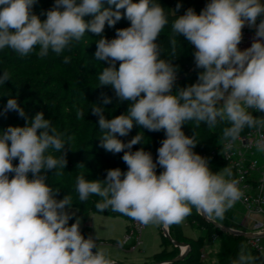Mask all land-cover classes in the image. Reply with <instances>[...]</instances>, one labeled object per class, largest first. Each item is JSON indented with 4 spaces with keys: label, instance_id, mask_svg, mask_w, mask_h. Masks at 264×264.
<instances>
[{
    "label": "clouds",
    "instance_id": "1",
    "mask_svg": "<svg viewBox=\"0 0 264 264\" xmlns=\"http://www.w3.org/2000/svg\"><path fill=\"white\" fill-rule=\"evenodd\" d=\"M37 2L0 0V50L26 57L38 46L41 58L50 51L60 56L91 33L100 37L95 60L107 65L98 87L110 86L119 101L128 102L127 111L111 119L101 105L91 108L98 117L99 146L113 154L123 152L128 170L109 169L103 181L77 176L79 201L98 196V212H118L144 226L179 224L193 208L208 220H223L244 192L238 180L226 179L232 176L230 169L211 171L209 158L194 151L195 134L185 135L182 126L192 122L196 128L205 124L214 129L227 124L221 137L225 156L245 129L255 130V148L264 153V116L253 115L264 113V18L257 23L264 17V3L210 0L199 14L188 8L176 16L170 24L172 55L177 37L183 36L195 48L194 65L202 71L195 83L175 88L178 66L161 58L157 42L169 25L158 0H54L41 13L43 20L33 11ZM180 8L178 3L176 10ZM86 16L92 18L86 21ZM122 19L130 26L106 38V25L114 28ZM245 27L254 29V38L241 50ZM70 61V56L63 57L64 63ZM9 80L7 71L0 75V85ZM110 102L107 96L102 100ZM9 112L25 125L0 132V264H115L97 246L98 237L82 235L79 218L69 226L75 215L70 214L72 198L56 199L59 191L47 183L49 173L55 170L59 176L66 167V144L72 137L65 139L43 112L29 118L16 98H8L0 115ZM76 116L83 119L84 111L77 109ZM134 122L150 132L163 131L155 162L143 148L132 151L143 142V131L127 143L118 138L128 136ZM158 167L163 169L159 174ZM228 264H264V254L253 255L242 243Z\"/></svg>",
    "mask_w": 264,
    "mask_h": 264
},
{
    "label": "trees",
    "instance_id": "2",
    "mask_svg": "<svg viewBox=\"0 0 264 264\" xmlns=\"http://www.w3.org/2000/svg\"><path fill=\"white\" fill-rule=\"evenodd\" d=\"M207 1L210 2V0H158V3L169 16V25L161 32L157 42L162 49L161 58L172 60V63L178 66L175 88L195 83L198 72L202 70L195 67L193 61L195 48L183 36L177 37L175 45L176 56L172 55V46L170 45L171 21L176 16L183 15L188 8H192L199 14L202 6ZM53 3L54 0H38L33 11L35 14L40 15L41 20H43L46 17L41 15V13L50 9ZM178 3L181 4V8L177 11L176 5ZM91 18V16H86L85 20L87 21ZM261 18L264 17L258 19L260 20ZM129 26L130 22L122 19L109 31L105 29L103 35L109 40L113 39L115 38L116 29ZM99 38L86 32L79 42H75L70 50L66 49L60 56L50 51L48 56L41 58L38 55V46L26 57H20L11 49L0 50V68L15 70L14 77L5 85H0V112H3L8 98H16L18 103L25 109L29 118L34 117L38 112H43L45 119H50L57 131L65 134V139L72 137L66 144V167L60 170L61 175L59 176L55 175V170L49 173L47 183L54 191H59L56 199H62L65 195L72 198V207L76 209V213L69 221V226L79 218L81 221V233L85 238L90 237L87 224L90 222L92 214L123 217L128 221L126 230H128L129 222L132 220L130 217L111 210L98 212L95 207L96 202L100 199L98 196L92 195L88 201L80 202L75 188L76 177L79 175H84L88 181H103L109 169L119 168L122 173L128 170L127 165L122 160L123 152L113 154L99 146L98 117L91 114V108L94 104L101 105L104 108V115L107 119L125 113L128 108V102L119 101L110 86L98 87V76L103 68L107 66L103 62L95 60V42ZM64 56L71 57L70 63L66 64L63 62ZM118 66L119 62L117 63ZM57 68L65 70L64 77L55 75ZM28 71L36 72L37 74L39 72V76L46 75L48 86H53V90L47 91L44 96L41 95V90H38L39 83L21 77V72ZM8 72L10 73V71ZM3 91L4 94L1 95ZM105 96L111 98L109 104H102ZM37 98L40 100H37ZM77 109L84 111L83 119H77ZM253 115L264 116V113L253 111ZM24 125L25 120L20 118L15 112L0 115V132L6 130L9 126L23 127ZM226 126L228 125L221 123L214 129H208L205 124H201L199 128H196L192 122H189L182 126V130L188 136L195 134L198 143L194 151L203 157L209 158L208 155L222 148V129ZM142 131L145 138L141 144L133 146L132 151L143 148L144 151L152 154L155 162L157 149L165 138L163 131L150 132L146 129H141L134 122V127L129 135L118 138L127 143L138 132ZM250 131L252 130L245 129L241 135H246ZM52 154L55 156L61 155V153L55 152ZM213 161L215 160L209 158V165ZM218 161L221 162L220 160ZM221 163L226 166L225 163ZM13 164H18V160H14ZM160 170L162 169L158 167L157 174L160 173ZM216 221L225 226L229 225L224 220ZM184 225L200 229L202 234L196 238L188 236L183 231ZM169 233L174 240L188 243L189 248L185 257L175 261L180 255V247L176 246L162 233V248L144 264H207L203 257V248L206 243H211L215 239H224L225 236L229 239L224 242L226 245L216 254L218 264H228L229 258H234L237 255L242 243L247 246V250L253 255L264 254L251 246L250 238L222 231L203 215L198 214L195 208L183 222L169 226ZM116 241V239L109 240V242ZM118 264L126 263L119 262Z\"/></svg>",
    "mask_w": 264,
    "mask_h": 264
},
{
    "label": "built area",
    "instance_id": "3",
    "mask_svg": "<svg viewBox=\"0 0 264 264\" xmlns=\"http://www.w3.org/2000/svg\"><path fill=\"white\" fill-rule=\"evenodd\" d=\"M259 19L257 23H259ZM245 33V31H242ZM258 133L255 130L246 135H241L242 139L237 141L233 149L225 156L222 148L208 155L209 158L220 160L231 170L232 176L226 179H235L239 181L238 187L244 192V197L236 204L241 205L248 217L257 215L260 218L253 220V231L258 235L250 239L251 246L260 253H264V244L262 235L264 233V153L257 152L255 140ZM148 226V225H147ZM133 219L129 222V228L125 235L113 243L117 248L125 251H135L141 248L143 244V232L147 228ZM169 230L168 228L163 227ZM118 242H123L121 247ZM104 243V242H103ZM189 246H181L180 254L187 251ZM115 264L119 262L113 260Z\"/></svg>",
    "mask_w": 264,
    "mask_h": 264
},
{
    "label": "rangeland",
    "instance_id": "4",
    "mask_svg": "<svg viewBox=\"0 0 264 264\" xmlns=\"http://www.w3.org/2000/svg\"><path fill=\"white\" fill-rule=\"evenodd\" d=\"M105 7H109L108 4L104 5ZM114 8V6H112ZM106 30L109 31V27L106 25L105 27ZM1 75L5 72V71H10V79L12 77H14V71L15 70H9L8 68H4L1 67ZM47 74V73H46ZM39 72L38 74L36 72H21V77H23L24 79L27 80H32L35 81L38 84V90H41V95H45L47 93V91H52L53 90V86H48V82H47V76L46 75H42L39 76ZM55 75L57 77H64L65 76V70H63L62 68H57L55 71ZM16 81V80H15ZM8 82V81H7ZM6 82V83H7ZM5 85V84H3ZM5 87V86H4ZM4 94V91L2 92L1 95ZM37 100H40L39 98H37ZM222 163L219 162L218 160L213 161L209 167L211 169L212 172H217L219 170V168L222 167ZM163 171L160 170V172ZM12 175L14 174H10V178L12 177ZM71 213H76V209L75 208H71L70 210V214ZM260 217L257 215H253L251 217L247 216L246 210L239 204H235V206L228 210L225 213V217H224V221L227 222L232 228L235 229H239V230H244V231H253V220L254 219H259ZM93 223V230L94 232L97 233H104V234H108L111 237H113L112 239H116L118 237H120L123 233H126V224H125V219L122 217H111V216H106V215H101V214H97L95 218H93L92 220ZM90 225V222L87 224V226ZM188 227V226H186ZM161 232L164 233V230L162 228V225L160 227V225H148L147 228L144 230L143 232V244L141 245V248L135 251H125L123 249L117 248L113 245L114 242H109L110 239H108V237H104L107 238L105 240H98L96 241V243H99L100 245H97L101 250H104L106 252V255L108 256V258H112L117 260V258L120 259H126L129 258V256H136L138 258H140L139 261L136 262H142L140 264H144L147 260L146 258V254H152L155 253L157 251H159V245L161 242ZM109 237V238H111ZM229 238H227L226 236L224 237V239H215L213 240L210 244L211 247H215L216 244L220 245L222 241H226ZM104 242V243H103ZM263 244H264V238H263ZM215 245V246H214ZM218 247V246H217ZM95 250V249H94ZM131 253V254H129ZM151 259V258H150ZM204 259L206 261L207 264H217V260L215 259L214 253H209L208 251L204 253ZM125 261V260H124ZM119 262H121L119 260Z\"/></svg>",
    "mask_w": 264,
    "mask_h": 264
},
{
    "label": "crops",
    "instance_id": "5",
    "mask_svg": "<svg viewBox=\"0 0 264 264\" xmlns=\"http://www.w3.org/2000/svg\"><path fill=\"white\" fill-rule=\"evenodd\" d=\"M261 3H264V0H261ZM242 31H245V33H242V41H241L240 45H238V47L241 50H244V49L250 47L251 46V43L253 42L254 29H249V28L245 27ZM225 168L228 169L227 166L222 165V167L219 168V170L217 172H222ZM96 215L97 214H92V216H91L90 225H88V233H89V236H91L93 239H96V237H98V239H96V240H102V239L105 240V239H107V238H104V237H108V239H112L113 237H111L108 234L94 232V230H93V223L94 222L92 220H93V218L96 217ZM127 223H128V221L125 219L126 228H127ZM186 226L187 225H184V227H183V231L185 232L186 235L192 236V237H195L196 238V237H198L199 235L202 234V231L200 229L192 228V227H189V226L186 227ZM124 235L125 234L123 233L120 237L117 238V240L121 239ZM109 237H111V238H109ZM219 241H220V239H219ZM97 245H100V244L97 243ZM210 245L211 244L209 242L206 243L205 247L203 248V252L205 253V252L208 251L210 254L211 253H214V256H215V259H216L217 252L222 247H224L226 244L224 243V241H222L220 245H218V244H216V246L214 245L215 247H211ZM161 248H162V232H161V242H160V245H159V249H161ZM155 253L146 254L145 255L146 258H147L146 260H149L153 256V254H155ZM129 254H131V253H129ZM203 257H204V254H203ZM110 259L111 260H116V258L115 259H112L111 257H110ZM119 260L121 262L126 263V264H129V263L130 264H140V263H142V262H136V261H139L140 258H138V257H136L134 255L133 256L130 255L129 258H126V259L117 258L116 261H119ZM216 263L218 264V262H216Z\"/></svg>",
    "mask_w": 264,
    "mask_h": 264
},
{
    "label": "water",
    "instance_id": "6",
    "mask_svg": "<svg viewBox=\"0 0 264 264\" xmlns=\"http://www.w3.org/2000/svg\"><path fill=\"white\" fill-rule=\"evenodd\" d=\"M207 3H209V1H207L202 6V9L206 6ZM209 221H211L212 223H214L215 226L219 227L222 231L227 232V233H230L232 235H236V236L237 235H243V236L248 237L250 239H252V238H254V237H256L258 235L257 233H254L252 231H244V230H239V229H235V228H232V227H228V226L222 225L219 222H217L216 220H209ZM164 235L168 239H170L178 247H181V246H189L188 243H186V242L174 240L171 237V235L169 233V230H167V229H164ZM262 235L264 236V233ZM93 251H95V250H93ZM187 251H188V249H187ZM187 251L185 253H183V254H180L179 257L177 259H175V261L180 260V259H183L185 257V255L187 254Z\"/></svg>",
    "mask_w": 264,
    "mask_h": 264
}]
</instances>
